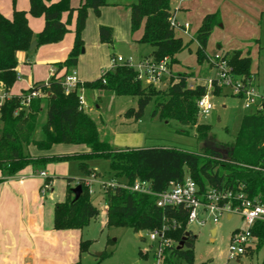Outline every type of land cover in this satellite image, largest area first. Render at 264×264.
Returning <instances> with one entry per match:
<instances>
[{"label":"trees","instance_id":"16d2710c","mask_svg":"<svg viewBox=\"0 0 264 264\" xmlns=\"http://www.w3.org/2000/svg\"><path fill=\"white\" fill-rule=\"evenodd\" d=\"M14 3V0H13ZM107 0H80L76 8L70 0H29L28 11L13 9L12 16L0 12V91L8 92L16 82L18 51L29 53L32 41L37 46L59 42L68 32L73 13H76L73 45L49 80L35 83L31 88H41L45 97L34 98L29 105L21 104V95L31 90L11 95L0 106V172L4 178L16 175L24 167L31 165L43 169L48 163L75 159L78 161L82 177L74 182L66 178V194L62 202L55 203L53 227L56 230L81 229L91 219L100 214L93 203V195L85 184V179L99 173L88 166V161L105 159L108 161L112 179L119 183L132 184L135 180L147 181L154 192L168 188L170 182H179L186 175L198 185L201 192L208 187L236 189L239 184L250 197L258 196L264 202V110H246L240 119L234 141L228 147V156L223 158L224 147L213 139L210 125L197 123L196 102L206 92L204 83L190 86L187 72H178L175 78L167 80V86L159 89L137 79V72L131 67L117 66L114 70L95 81L83 82L84 90H103L116 96L137 97V108H130L125 115L139 121L145 107L153 101L151 116L164 120H174L188 125L196 131L198 141L203 142L200 151H186L171 146L143 148H118L107 138L101 137L98 123L86 112L78 110L77 91L66 94L60 79L75 69L83 48L81 32L85 26L88 10L100 14L104 6L113 5ZM66 13L64 21L62 15ZM43 17L44 26L33 33L28 25L27 15ZM174 16L172 0H135L129 6L130 35L143 29L139 42L150 45L149 54L155 63L165 61L167 68L178 62L176 56L187 43H183L178 31L170 24ZM219 12L206 14L195 32L197 43L196 60L201 64L208 58L206 43L213 28L219 25ZM98 39L108 47L113 46L112 28L98 26ZM192 40V39H191ZM228 59L233 72L238 77L254 78L251 60L234 50L221 54ZM221 87H213V95L220 94ZM240 99V96H236ZM45 109L44 122L40 125L41 138L35 139L39 115ZM212 140V145L207 142ZM55 144L83 145L86 151L71 155L32 156L27 148L33 145L38 151L48 152ZM1 181V180H0ZM81 186V193L74 199L72 188ZM106 204V224L126 226L135 232L160 229L172 220L177 226L169 229L166 237L178 243L187 230V211L181 207L159 208L152 195L133 192L116 186L103 191ZM190 232V231H189ZM256 238V247L264 243V222H257L251 229ZM88 241L80 242V252L87 249ZM194 235L190 232L182 248L176 245L164 251L161 264H192L194 261ZM252 250L248 248L245 252ZM74 264H81L78 260ZM264 264V263H263Z\"/></svg>","mask_w":264,"mask_h":264},{"label":"rangeland","instance_id":"374dc122","mask_svg":"<svg viewBox=\"0 0 264 264\" xmlns=\"http://www.w3.org/2000/svg\"><path fill=\"white\" fill-rule=\"evenodd\" d=\"M11 1L13 0H0V3L7 9L11 8ZM107 1L114 4L104 6L105 10H102L99 15H95L93 11L88 10L85 26L81 32L84 53L78 57L75 67L76 72L80 75L78 78L80 81L91 82L101 76L103 68H100L98 65L103 64L104 56H102L98 49V25L108 23V25H112L113 30L118 25L122 29L123 26L121 24L127 14L128 7L131 3L135 2V0ZM186 1L172 0V7L178 2L182 4L183 2L186 3ZM188 1L193 10L210 7L208 4L209 2L211 4V0ZM79 2L80 0H70V6H78ZM225 5L221 6V8L217 7L214 10L219 9L221 15L220 24L224 25V28L238 27V23L242 21L245 32L247 33L249 30L251 33L250 27L253 28L255 24L259 25L258 30L260 33L257 34L258 40L252 41V44H255V48L251 56L250 68L256 72L255 87L260 95L264 97V12L258 13L255 16L252 8L239 5V13L237 15L233 5L230 6L227 3ZM240 17L242 18L237 19ZM176 20L181 23L188 22L190 24V32H193L198 23L194 18L186 15L185 9L178 11ZM74 25V22H70V31L65 34L66 38L72 36L73 29L75 28ZM221 27L218 29L220 34L222 31ZM116 31L118 34L121 30L116 29ZM228 33L230 34V31ZM120 34H122L120 36L122 40L115 37L116 41H114L113 46H104L106 51L105 57L109 63L111 56H121L125 59L132 58L137 62L141 55H149L151 53L153 48L150 45L141 42L130 43L129 40L124 41L123 31ZM179 35L182 37L183 43L188 44V47L177 54L176 58L178 62L173 63L170 68H167V80L175 78L176 73L187 70L184 72H189L190 74L188 78L190 86H194L200 81L206 83V80L213 75L209 58L219 51L216 50V45L221 41L223 33L217 41H211L207 45L206 54L208 58L201 64L196 60L197 43L194 39L195 32L191 34V37L182 35L181 33ZM125 36H128L127 30ZM191 38L193 39L191 40ZM34 53L35 51L31 54ZM166 86L167 81L159 84L157 88L164 89ZM84 96L87 104L90 106L87 114L98 123L99 130H102L101 137L107 138L112 143L111 137L115 133L114 135L116 136L113 143L118 148L171 146L193 152L200 151L201 149L203 142L198 141L194 128H190L188 125H181L174 120H164L158 116L152 117L153 101L145 107L140 120L135 121L132 117L125 115V113L130 108H137V97L116 96L108 91L98 89L85 90ZM210 99L214 104L213 110L204 117L197 115L196 122L210 125V134L215 141L224 146L222 148L223 158H226L228 156V147L234 141L240 119L246 110L242 108L240 99L232 95L227 89H224L220 94L211 95ZM44 116L45 109L38 116V127L34 132L35 139H39L42 136L40 125L44 122ZM212 142L210 139L207 144L212 145ZM82 148L74 144H55L50 153L53 155H65L64 153L69 154L70 152L78 153L82 151ZM27 151L30 155L38 152L33 145L28 146ZM57 163L61 164L65 169L66 177L63 178L65 182L67 177L75 179L82 177L77 160H62ZM88 166L99 173L97 178L100 181L109 183L112 180V173L109 170L107 160H89ZM51 177L56 178L53 175ZM93 188L96 194L101 192L99 195H103V187L100 188L95 183L93 184ZM94 205L100 207L96 201H94ZM203 218H205V215ZM105 220V213L101 210L96 218L91 219L87 225L81 228V240L89 242L87 249L84 252H79L78 260H80L81 264H157V259L154 257L157 242L149 239L147 231L135 232L126 226L107 225ZM244 225L243 220L237 214H234L230 219L221 215L218 217L217 222H212V218H208L203 225L195 222L190 224L187 229L194 235V261L192 264H263L264 243L257 248V240H255L251 248L252 250L247 251L246 254L234 259L228 258L231 234L235 229H243ZM212 228L216 229L214 236L211 235Z\"/></svg>","mask_w":264,"mask_h":264},{"label":"crops","instance_id":"0c3cea01","mask_svg":"<svg viewBox=\"0 0 264 264\" xmlns=\"http://www.w3.org/2000/svg\"><path fill=\"white\" fill-rule=\"evenodd\" d=\"M53 1L55 2L58 0ZM233 1L211 0V4L210 2L208 4L210 7H203L198 10H193L188 0L186 3L183 2L182 4L178 2L173 7L174 17L177 18L178 11L185 9L186 15L190 18H194L196 22H198L197 26L193 30V32H196L202 22L203 17L206 14L218 11L220 15L219 9L216 11L214 10L217 7L221 8V6H224L226 3L230 6L233 5L237 15L239 13V5L252 8L253 13L255 12V16H257L258 13L261 14L264 12V0ZM11 4V8L5 9L0 3V12L6 17L12 16L14 8L24 11H28L29 9V0H27V2L26 0H16L15 3L11 1ZM76 7L77 6H72V8ZM103 8L104 7L101 8L100 13L102 10H105V8ZM66 18L67 14L64 13L62 15V19L65 21ZM75 18L76 13L74 12L71 17V22H74V24ZM241 18L242 17L237 19ZM27 19L28 25L33 33L36 34L43 29V17H33L28 14ZM104 24L108 25V23ZM121 25L123 26L122 29L119 27L120 25H118L116 29L123 31V40H129L130 43H139L143 29L140 28L133 35H130L129 7ZM221 26L222 25L220 24V26L217 25L213 28L210 36L208 37L206 48L207 45L211 43V41H217L219 36H221L223 33L221 41L216 45V50H219L217 53L222 54L225 52L238 50L241 52V56H248L251 60V56L255 48V44H252V41L258 40L257 34L260 33L258 30L259 25L255 24L253 28L250 27L251 33L249 30L247 33L245 32V27L243 26L242 21L241 23H238V27L234 26L233 28H224V25L222 27ZM219 27L222 28L221 34L218 30ZM68 29L69 32V25ZM116 29L115 27L114 30L112 29L114 41H116L115 37H117V39H121L120 36L122 35L120 34V31L118 36ZM126 30L128 31V36H125ZM228 31H230V34ZM193 32L190 33L192 34ZM73 40L74 29L71 37L66 38L64 35V37L57 43L45 44L35 47L29 51V53L18 51L16 53V73L18 78L9 89V94L19 95L22 91L28 90L35 83L47 82L54 73L53 71L56 69L55 64L66 59L73 45ZM97 43H99L98 49L100 50L102 56H104V62H102L103 64L98 66L103 69L108 68L109 62L105 57L106 51L104 47L106 44L99 42V39H97ZM34 51L35 53L31 54ZM82 53H84V50L81 52V54ZM148 56V54H144L141 55L139 59L146 58ZM251 71L254 73L255 82L256 72L253 70ZM83 75H85V73H83ZM77 76L78 78L80 76L78 72ZM82 82L87 81L82 80ZM199 83L204 82L200 81ZM96 107L98 108L97 104ZM114 134L111 137L112 145H114L113 142L116 136ZM79 146L80 148L83 147L81 149L82 151L80 152L87 150L85 146ZM50 151L51 150L48 152L38 151L32 156L53 155L50 153ZM64 154L71 155L75 153L70 152L69 154ZM63 169L64 168L61 166V164L52 162L48 163L43 169H36L31 165H28L20 170L16 175L7 178H4L0 172V264H74L78 261L80 242L82 241V230H56L53 227L54 205L55 203L62 202L65 199L66 194V182L63 179L66 177V175L65 169ZM40 171H44L48 180L51 182L50 190L43 194L40 192V188L45 179L39 175ZM51 175L56 176V178L51 177ZM73 179L75 181L72 183V186L78 180L75 178ZM99 194L95 193L93 195V203L96 201L100 205V207H96L99 208L100 212L102 210L105 213L106 204L104 201V196Z\"/></svg>","mask_w":264,"mask_h":264},{"label":"built area","instance_id":"2783aa9c","mask_svg":"<svg viewBox=\"0 0 264 264\" xmlns=\"http://www.w3.org/2000/svg\"><path fill=\"white\" fill-rule=\"evenodd\" d=\"M170 24L174 30L182 35L191 37L188 22H178L173 16L170 19ZM209 64L213 70V75L204 83L206 86L205 94L196 102L199 116H207L213 110L214 104L210 96L213 95L212 89L215 86L221 87L223 90L227 89L234 96H240L241 106L244 110H264V97L257 91L254 78L246 79L236 76L228 59L219 53L209 58ZM117 66L133 68L137 72V79L156 87L164 83L166 78L167 66L165 61L155 63L151 58L146 57L135 62L132 58L125 59L121 56H111L108 68H104L101 71L103 83H105L104 75L114 70ZM60 84L66 94L77 91L78 110L87 113L90 106L86 102L82 86L83 82L78 79L76 70L73 69L70 73L64 75L60 79ZM10 97L11 95L8 92L0 91V106L3 101L8 100ZM43 97H45V93L41 88H31L30 91L21 95V104L27 106L32 99ZM39 175L45 179L40 188V192L43 194L50 190L51 182L44 171H40ZM95 183L100 188L103 187L104 191L108 187L120 186L133 192L152 195L155 197V204L159 208L181 207L187 211V227L194 222L203 225L208 218H212V222H217L218 217L221 215L226 216L228 219L234 214L239 215L245 227L243 229H235L232 232L228 247L229 259L238 258L245 254L248 248H252L256 238L252 235L251 229L257 222H264V202L258 196L250 197L244 190L243 184H239L236 189L208 187L201 192L198 185L189 175H186L182 181L170 182L167 189L161 192H154L147 181L135 180L128 185L112 179L109 183H106L100 181L96 175L92 174L85 179V184L92 195L95 194L93 188ZM204 215L205 218H203ZM176 226L177 222L172 220L170 224H163L160 229L148 232L149 239L157 242L154 250L157 264H161L166 248L173 245L177 246L178 243H173L171 239L166 237L167 231Z\"/></svg>","mask_w":264,"mask_h":264},{"label":"water","instance_id":"95a60500","mask_svg":"<svg viewBox=\"0 0 264 264\" xmlns=\"http://www.w3.org/2000/svg\"><path fill=\"white\" fill-rule=\"evenodd\" d=\"M37 46V42L36 41H32L28 50L31 51L33 48H35ZM83 48L81 49V52H83ZM72 192H73V195H74V199H77L78 196L80 195L81 193V186L78 184L76 185L75 187L72 188ZM216 233V229L215 228H212L211 229V235L214 236ZM190 235V232L189 231H186L185 234L182 236L181 240L178 242L177 244V248H182L183 245H184V241L188 238V236Z\"/></svg>","mask_w":264,"mask_h":264}]
</instances>
